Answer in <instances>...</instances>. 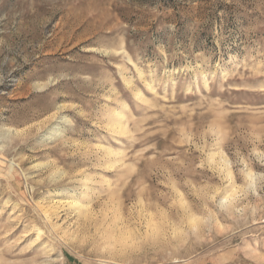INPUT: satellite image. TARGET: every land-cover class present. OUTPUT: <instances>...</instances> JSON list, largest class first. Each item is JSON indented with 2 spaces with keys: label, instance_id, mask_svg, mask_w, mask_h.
<instances>
[{
  "label": "rangeland",
  "instance_id": "374dc122",
  "mask_svg": "<svg viewBox=\"0 0 264 264\" xmlns=\"http://www.w3.org/2000/svg\"><path fill=\"white\" fill-rule=\"evenodd\" d=\"M262 169L264 0H0V264H264Z\"/></svg>",
  "mask_w": 264,
  "mask_h": 264
},
{
  "label": "bare ground",
  "instance_id": "6f19581e",
  "mask_svg": "<svg viewBox=\"0 0 264 264\" xmlns=\"http://www.w3.org/2000/svg\"><path fill=\"white\" fill-rule=\"evenodd\" d=\"M121 126V124H119ZM125 125V124H124ZM123 127V125H122ZM125 128V127H124ZM122 130V129H121ZM117 157V156H116ZM123 160V159H122ZM113 161V160H112ZM118 161V160H117ZM119 162V161H118ZM109 164V163H108ZM119 166V165H118ZM76 199V198H75ZM75 199H73V201H71L68 205V208L70 211H72L73 213L76 214V216L81 219V217L83 218H90L91 215V208L89 209V207H87L86 205H83V203L81 204V202L79 203L78 201H76ZM65 205V206H67ZM43 207V206H42ZM50 209H48L47 211H45L46 217L48 219V221L50 222V224L53 226V228L57 227V225L55 223H53V216L54 215H58V211L59 209H61V206L56 205L53 206V210L51 209V207H49ZM42 209V208H41ZM46 209V207H45ZM51 210V211H50ZM91 210V211H90ZM59 216V215H58ZM57 218V217H56ZM59 218V217H58ZM118 219V218H117ZM92 221V220H91ZM89 224V223H88ZM155 228V227H154ZM83 234V233H82ZM42 237V232L39 230L38 235H37V240L41 239ZM125 241V240H124Z\"/></svg>",
  "mask_w": 264,
  "mask_h": 264
},
{
  "label": "snow or ice",
  "instance_id": "6c2138e0",
  "mask_svg": "<svg viewBox=\"0 0 264 264\" xmlns=\"http://www.w3.org/2000/svg\"><path fill=\"white\" fill-rule=\"evenodd\" d=\"M262 170H264V169H262Z\"/></svg>",
  "mask_w": 264,
  "mask_h": 264
}]
</instances>
